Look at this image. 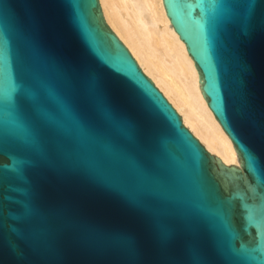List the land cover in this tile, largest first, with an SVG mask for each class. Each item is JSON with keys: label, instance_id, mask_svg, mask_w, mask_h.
<instances>
[{"label": "water", "instance_id": "water-1", "mask_svg": "<svg viewBox=\"0 0 264 264\" xmlns=\"http://www.w3.org/2000/svg\"><path fill=\"white\" fill-rule=\"evenodd\" d=\"M226 166L99 0H0V264H264V0H163Z\"/></svg>", "mask_w": 264, "mask_h": 264}, {"label": "bare ground", "instance_id": "bare-ground-1", "mask_svg": "<svg viewBox=\"0 0 264 264\" xmlns=\"http://www.w3.org/2000/svg\"><path fill=\"white\" fill-rule=\"evenodd\" d=\"M112 31L177 109L184 124L226 166L240 167L234 145L209 109L195 63L163 0H99Z\"/></svg>", "mask_w": 264, "mask_h": 264}, {"label": "rangeland", "instance_id": "rangeland-1", "mask_svg": "<svg viewBox=\"0 0 264 264\" xmlns=\"http://www.w3.org/2000/svg\"><path fill=\"white\" fill-rule=\"evenodd\" d=\"M141 68V67H140ZM157 87V86H156ZM158 88V87H157ZM159 89V88H158ZM160 90V89H159ZM161 91V90H160ZM162 92V91H161ZM165 96V95H164ZM169 101V100H168ZM171 104V103H170ZM173 106V105H172ZM174 107V106H173ZM175 108V107H174ZM177 111V109H175ZM178 112V111H177ZM178 114L181 116V114L178 112ZM182 118V116H181ZM183 119V118H182ZM185 125V124H184ZM186 128H188L186 125H185ZM189 129V128H188ZM190 130V129H189ZM191 131V130H190ZM193 134V133H192ZM194 135V134H193ZM195 136V135H194ZM196 137V136H195ZM197 138V137H196ZM198 139V138H197ZM199 140V139H198ZM200 141V140H199ZM200 143L202 144V146L207 150V148L205 147V145L200 141ZM208 151V150H207ZM209 152V151H208ZM210 153V152H209ZM211 154V153H210Z\"/></svg>", "mask_w": 264, "mask_h": 264}]
</instances>
